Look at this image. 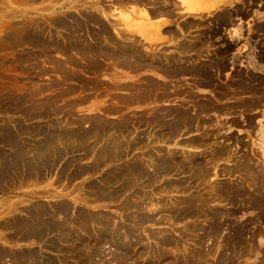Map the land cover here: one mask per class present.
<instances>
[{"label":"rangeland","instance_id":"1","mask_svg":"<svg viewBox=\"0 0 264 264\" xmlns=\"http://www.w3.org/2000/svg\"><path fill=\"white\" fill-rule=\"evenodd\" d=\"M128 1L0 0V264H264V74L224 15L173 23L200 29L179 55Z\"/></svg>","mask_w":264,"mask_h":264},{"label":"crops","instance_id":"2","mask_svg":"<svg viewBox=\"0 0 264 264\" xmlns=\"http://www.w3.org/2000/svg\"><path fill=\"white\" fill-rule=\"evenodd\" d=\"M157 1L161 5L153 6L135 0L128 1L125 2V9L119 11V14H127L131 27L133 26L132 28L135 29L132 34L142 39L143 42L150 45H160L161 47H171L174 52L181 55L180 51L184 48L186 42L191 44L196 42L200 29L198 31L194 29L178 32L176 24L200 22L210 20L218 15H224L228 18L223 25L226 26L225 33L236 44L234 56L238 67L246 71H249V68H255L264 74V43L261 42L264 39V29L262 28L264 26V0H200L208 8L194 13L187 11L188 6L184 5L181 0ZM119 18L121 19V16ZM173 23L176 24L173 25ZM141 31H147L149 35H151V32L152 34L157 33L154 35L159 38L155 41L148 40L145 34L140 33ZM158 34L159 36H157ZM194 51H191L190 57H194L195 54L199 55L198 50ZM200 60L204 63L212 61L210 57H201ZM225 80H227V77L223 76V81ZM198 93L207 96L211 92L204 87L198 89ZM237 111L240 112L241 110L237 109ZM251 114L256 116L255 123L261 126L264 137V106L260 104V106L255 107ZM239 116L240 113H237L235 116L227 115L223 118L239 123Z\"/></svg>","mask_w":264,"mask_h":264},{"label":"bare ground","instance_id":"3","mask_svg":"<svg viewBox=\"0 0 264 264\" xmlns=\"http://www.w3.org/2000/svg\"><path fill=\"white\" fill-rule=\"evenodd\" d=\"M192 1H193V0H192ZM3 2H4V1H3ZM189 2H190V1H189ZM6 3H7V2H6ZM138 4H139V3H138ZM142 4H143V3H142ZM189 4H190V3H189ZM97 5H98V4H97ZM173 5H174V4H173ZM176 5H177V4H176ZM156 6H157V5H156ZM196 6H198V5H196ZM196 6H195V7H196ZM93 8H96V7H93ZM100 9H101V8H100ZM137 9H138V8H137ZM161 10H162V9H161ZM90 11H91V10H90ZM90 11H88V12H90ZM98 11H99V10H98ZM1 12H2V11H1ZM94 12H95V11H94ZM138 12H139V11H138ZM163 12H164V11H163ZM92 13H93V12H92ZM98 13L100 14L101 12H98ZM9 14H10V13H9ZM96 14H97V13H96ZM100 15H101V14H100ZM126 15H127V14H126ZM126 15H123V16H122V17H123L122 20H124L125 22H127V21L129 20V17H127ZM60 18H61V17H60ZM60 18H59V19H60ZM79 19H80V18H79ZM86 19H87V18H86ZM86 19H85V21H86ZM146 19H147V18H146ZM71 20H72V19H71ZM147 20H148V19H147ZM69 21H70V20H69ZM77 21H79V20H77ZM99 21H100V20H99ZM148 21H149V20H148ZM64 22H65V21H64ZM94 22H95V21H94ZM90 23H91V22H90ZM96 23H97V22H96ZM130 23H131V22H130ZM130 23H129V21H128V22H127V25L130 26V27H129V30H130L131 32H133L132 30L135 31V29L132 28L133 26L131 27ZM65 24H66V23H65ZM88 24H89V23H88ZM133 24H134V23H133ZM147 24H148V23H147ZM147 24H146V25H147ZM163 24H164V23H163ZM163 24H162V25H163ZM36 25H37V24H36ZM38 25H39V24H38ZM38 25H37V26H38ZM67 25H68V24H67ZM148 25L150 26V24H148ZM162 25H161V26H162ZM88 26H90V25H88ZM104 26H105V25H104ZM104 26H103V27H104ZM29 27H30V26H29ZM42 27H43V26H42ZM79 27H81V26H79ZM98 27H99V26H98ZM141 27H143V26H141ZM38 28H39V26H38ZM38 28H37V30H38ZM60 28H61V27H60ZM81 28H82V27H81ZM105 28H106V26H105ZM107 28H108V26H107ZM144 28H145V27H144ZM153 28H154V27H153ZM34 29H35V28H34ZM58 29H59V28H58ZM82 29H83V28H82ZM150 29H152V28H150ZM35 30H36V29H35ZM101 30H102V28H101ZM129 30H128V31H129ZM152 30H153V29H152ZM47 31H48V29H47ZM106 31H107V30H106ZM130 31H129V32H130ZM155 31H156V30H155ZM94 32H96V31H94ZM99 32H100V31H99ZM143 32H144V31H143ZM143 32L141 31V33H143ZM146 32H147V31H146ZM146 32H144V34H145L147 37H149L148 40L153 41V40L159 38V37L157 38L156 35H154V34H157V33L152 34V32H151V35H149V32H147V33H146ZM153 32H154V31H153ZM83 33H84V32H83ZM96 33H97V32H96ZM103 33H104V32H103ZM170 33H171V32H170ZM75 35H76V34H75ZM80 35H81V34H80ZM80 35H79V36H80ZM85 35H86V34H85ZM105 35H106V33H105ZM107 36H108V35H107ZM157 36H159V34H158ZM110 40H111V39H110ZM10 41H11V40H10ZM44 42H45V41H44ZM191 42H192V41H191ZM30 43H31V42H30ZM112 43H113V42H112ZM189 43H190V42H189ZM195 43H196V42H195ZM26 44H27V43H26ZM105 44H106V43H105ZM11 45H12V44H11ZM205 45H206V44H205ZM31 46H32V45H31ZM33 46H34V45H33ZM185 46H186V45H185ZM189 47H191V45H189L188 48H189ZM181 48H182V47H181ZM185 48H186V47H185ZM188 48H187V49H188ZM30 49H31V48H30ZM120 49H121V48H120ZM120 49H119V50H120ZM123 49H124V48H123ZM63 50H64V49H63ZM113 50H114V49H113ZM135 50H136V49H135ZM188 50H189V49H188ZM117 51H118V50H117ZM120 51H121V50H120ZM61 52H62V51H61ZM109 52H111V51H109ZM57 53H58V52H57ZM127 53H128V52H127ZM105 54H106V53H105ZM117 54H118V53H117ZM136 54H137V53H136ZM35 55H36V54H35ZM124 55H125V54H124ZM124 55H123V56H124ZM138 55H139V54H138ZM142 55H143V54H142ZM48 56H49V55H48ZM52 56H53V55H52ZM101 56H102V55H101ZM113 56H114V55H113ZM113 56H112V57H113ZM105 57H106V56H105ZM114 57H115V56H114ZM168 57H170V56H168ZM40 58H41V57H40ZM43 58H44V57H43ZM84 58H85V57H84ZM89 58H90V57H89ZM171 58H172V57H171ZM32 59H33V58H32ZM108 59H109V58H108ZM115 59H116V58H115ZM123 59H125V58H123ZM164 59H165V58H164ZM166 59H168V58L166 57ZM173 59H174V58H173ZM181 59H183V58H181ZM33 60H34V59H33ZM159 60H160V59H159ZM159 60H158V61H159ZM177 61H178V60H177ZM31 62H33V61H31ZM42 62H43V61H42ZM134 62H135V61H134ZM160 62H161V61H160ZM181 62H182V61H181ZM33 63H34V62H33ZM38 63H39V62H38ZM65 63H66V62H65ZM72 63H73V62H72ZM101 63H102V62H101ZM128 64H129V63H128ZM130 64H131V63H130ZM139 64H140V63H139ZM144 65H145V64H144ZM160 65H161V64H160ZM135 66H136V64H135ZM40 67H42V66H40ZM65 67H66V66H65ZM65 67H64V68H65ZM42 68H43V67H42ZM54 68H55V67H54ZM142 68H143V67H142ZM39 70H41V69H38V71H39ZM64 71H65V70H64ZM62 72H63V71H62ZM62 72H61V73H62ZM66 72H67V71H66ZM66 72H65V73H66ZM65 73H64V74H65ZM66 75H67V74H65V76H66ZM169 75H170V74H169ZM66 77H67V76H66ZM156 83H157V82H156ZM137 88H138V87H137ZM149 88H150V87H149ZM136 90L138 91V89H136ZM137 93H138V92H137ZM148 96H149V95H148ZM53 97H54V96H53ZM48 102H49V101H48ZM132 105H133V104H132ZM159 113H160V112H159ZM163 115H164V114H163ZM178 117H180V116H178ZM175 119H176V118H175ZM184 123H185V122H184ZM45 129H46V128H45ZM17 130H18V129H17ZM58 130H59V129H58ZM176 130H177V129H176ZM36 131H37V130H36ZM14 133H15V132H14ZM25 133H26V132H25ZM34 133H35V132H34ZM34 133H33V134H34ZM15 134H17V133H15ZM18 134H19V133H18ZM28 134H29V132H28ZM57 135H58V134H57ZM107 135H108V134H107ZM53 136H54V135H53ZM33 140H34V139H33ZM30 141H31V140H30ZM37 141H38V140H37ZM41 143H42V142H41ZM59 143H60V142H59ZM63 143H64V141H63ZM195 143H196V142H195ZM33 144H34V143H33ZM48 144H49V143H48ZM36 146H37V144H36ZM41 146H42V145H41ZM61 146H62V145H61ZM42 147H43V146H42ZM44 147H45V146H44ZM59 147H60V145H59ZM31 148L33 149V147H31ZM50 148H51V147H50ZM32 149H31V150H32ZM52 149H54V148H52ZM26 150L28 151V148H27ZM47 150H48V149H47ZM50 150H51V149H50ZM50 150H49V151H50ZM44 151H45V150H44ZM49 151H48V152H49ZM28 152H29V151H28ZM45 152H46V151H45ZM48 152H46V153H48ZM16 153H17V152H16ZM35 153H36V152H35ZM25 154H26V153H25ZM30 154H31V153H30ZM40 154H43V153H40ZM49 154H50V153H49ZM120 154H121V153H120ZM120 154H119V155H120ZM14 155H15V154H14ZM28 155H29V154H28ZM43 156H44V154H43ZM54 156H55V153H54ZM57 156H58V155H57ZM44 157H45V156H44ZM51 157H52V156H51ZM20 158H21V157H20ZM30 158H31V157H30ZM79 158H80V157H79ZM5 159H6V158H5ZM33 159H34V158H33ZM44 159H45V158H44ZM23 160H24V159H23ZM103 161H104V160H103ZM141 161H142V160H141ZM0 162H1V161H0ZM42 164H43V163H42ZM48 164H49V163H48ZM58 164H59V163H58ZM158 164H159V163H158ZM145 165H146V164H145ZM165 165H166V164H165ZM29 166H30V165H29ZM161 166H163V165H161ZM21 167H22V166H21ZM32 167H33V166H32ZM148 167H149V166H148ZM35 168H37V167H35ZM47 168H49V167H47ZM28 169H29V168H28ZM151 169H152V168H151ZM93 170H94V169H93ZM156 170H157V169H156ZM52 171H53V170H52ZM146 171H147V170H146ZM213 172H214V171H213ZM132 173H133V172H132ZM152 173H153V172H152ZM38 174H39V173H38ZM78 174H79V173H78ZM80 174H81V173H80ZM5 175H6V174H5ZM149 175H150V174H148V177L151 176V175H150V176H149ZM42 177H43V176H42ZM157 177H158V176H157ZM35 178H36V177H35ZM35 178H33V179H35ZM38 178H39V177H38ZM141 178H142V177H141ZM125 179H126V178H125ZM29 180H30V179H29ZM14 182H15V181H14ZM25 182H26V181H25ZM108 182H109V181H108ZM119 189H120V188H119ZM141 193H142V192H141ZM138 195H139V194H138ZM116 196H117V195H116ZM124 197H125V196H124ZM140 197H141V196H140ZM142 200H143V199H142ZM146 200H147V199H146ZM140 201H141V200H140ZM141 202H142V201H141ZM150 202H151V201H150ZM147 203H148V202H147ZM151 203L153 204V202H151ZM134 205H135V204H134ZM150 205H151V204H150ZM130 207H131V206H130ZM67 208H68V207H67ZM26 209H27V208H26ZM68 209H69V208H68ZM146 209H147V208H146ZM138 210H139V209H138ZM18 211H19V210H18ZM64 211H65V210H64ZM66 211H67V210H66ZM139 211H141V210H139ZM146 211H147V210H146ZM67 212H68V211H67ZM62 213H63V211H62ZM65 213H66V212H65ZM68 213H69V212H68ZM144 213H145V212H144ZM49 214H50V213H49ZM49 214H48V215H49ZM84 214H85V213H84ZM134 215H135V214H134ZM23 216H24V215H23ZM62 216H63V215H62ZM42 217H43V216H42ZM51 217H53V215H52ZM59 217H60V216H59ZM55 218H56V217H55ZM64 218H65V217H64ZM60 219H61V218H60ZM65 219H66V218H65ZM97 219H98V217H97ZM105 219H106V218H105ZM47 220H48V219H47ZM134 220H135V219H134ZM49 221H50V220H49ZM57 221H58V220H57ZM90 221H91V220H90ZM72 222H73V221H72ZM105 222H106V221H105ZM110 222H111V221H110ZM76 223H77V222H76ZM84 223H85V222H84ZM32 224H33V222H32ZM66 224H67V223H66ZM29 225H30V224H29ZM48 225H49V224H48ZM53 225H54V224H53ZM81 225H82V224H81ZM44 226H45V225H44ZM46 226H47V225H46ZM57 226H58V225H57ZM63 226H64V224L62 225V227H63ZM71 226H72V225H71ZM71 226H69V227H71ZM79 226H80V225H79ZM50 227H51V226H50ZM72 227H73V226H72ZM72 227H71V228H72ZM75 227H76V226H75ZM91 227H92V225H91ZM114 227H115V226H114ZM76 228H78V225H77ZM88 228H90V227H88ZM88 228H87V229H88ZM96 228H97V227H96ZM103 228H104V227H103ZM111 228H112V227H111ZM111 228H110V229H111ZM46 229H47V228H46ZM60 229H61V228H60ZM72 229H74V227H73ZM84 229H85V228H84ZM100 229H102V228H100ZM134 229H135V228H134ZM38 230H39V229H38ZM80 230H82V229H80ZM93 230H94V229H93ZM95 230H96V229H95ZM97 231H98V230H97ZM135 231H136V230H135ZM28 232H29V231H28ZM30 232H31V231H30ZM30 232H29V233H30ZM92 232H93V231H92ZM94 232H95V231H94ZM94 232H93V233H94ZM131 232H132V231H131ZM58 233H59V232H57V234H58ZM63 233L65 234V232H63ZM95 233H96V232H95ZM136 233H137V232H136ZM67 234H68V233H67ZM108 234H109V233H108ZM114 234H115V233H114ZM26 235H27V233H26ZM89 235H90V234H89ZM60 236H61V235H60ZM63 236H64V235H63ZM67 237H69V236H67ZM156 237H157V236H156ZM28 238H29V237H28ZM133 238H134V237H133ZM23 240H25V239L23 238ZM62 241H63V240H62ZM32 242H33V241H32ZM76 242H77V241H76ZM123 242H124V241H123ZM69 243H70V242H69ZM121 243H122V242H121ZM139 243H140V242H139ZM160 243H161V242H160ZM30 244H31V243H30ZM70 244H72V243H70ZM170 244H171V243H170ZM57 245H58V244H57ZM166 245H167V244H166ZM60 246H62V245H60ZM60 246H59V247H60ZM71 246H73V245H71ZM75 246H77V245H75ZM84 246H85V245H84ZM65 247H66V246H65ZM67 248H68V247H67ZM77 248H78V247H77ZM100 248H101V247H100ZM57 249H58V248H57ZM58 250H59V249H58ZM82 250H83V249H82ZM19 254H20V252H19ZM28 255H29V254H28ZM30 255H31V254H30ZM36 255H37V254H36ZM92 255H93V254H92ZM22 256H24V255H22ZM26 256H27V254H26ZM19 257H20V256H19ZM94 257H95V255H94ZM92 258H93V257H92ZM120 258H121V257H120ZM121 261H122V260H121ZM28 263H29V262H28ZM80 263H81V262H80ZM84 263H85V262H84ZM25 264H26V263H25ZM82 264H83V263H82Z\"/></svg>","mask_w":264,"mask_h":264}]
</instances>
